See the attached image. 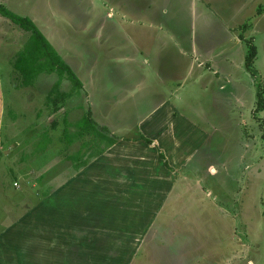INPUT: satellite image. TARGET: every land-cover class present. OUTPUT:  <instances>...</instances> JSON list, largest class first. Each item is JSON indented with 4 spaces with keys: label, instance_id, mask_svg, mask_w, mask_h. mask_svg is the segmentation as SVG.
<instances>
[{
    "label": "rangeland",
    "instance_id": "1",
    "mask_svg": "<svg viewBox=\"0 0 264 264\" xmlns=\"http://www.w3.org/2000/svg\"><path fill=\"white\" fill-rule=\"evenodd\" d=\"M131 1L0 0L15 13L32 18L50 42L59 33L60 46L56 41L54 47H58L81 80L85 74L91 75L83 90L87 94L79 105L87 113L92 109L98 112L90 96L102 83L99 97L122 105L118 110L126 112L120 119V112L115 109L119 120L110 121L112 126L121 127V122L124 128L120 131L138 139L133 146L124 147L129 154L118 163L109 161L111 177L104 178L103 174L101 184H82L83 178L75 179L59 191L75 199L73 205L69 203L68 211L76 231L66 233L71 232L74 240L88 239L99 245L81 252L72 249L76 258L73 264H264V0H245L240 6L234 5V0H208L204 8L212 7L213 12L205 8L211 15H196V19L191 17V4H186L189 12L174 32L173 40L168 39L172 33L165 36L159 24L148 18L147 21L132 15L138 20L133 24L130 17L124 18L121 34L132 37L134 31L139 43H149L147 50L153 46L154 52L137 57L119 54L116 60L114 50L125 46L124 39L117 38L115 41L119 42L114 45L103 35L109 31L106 27L110 22L129 11ZM224 12L236 13L235 19H221ZM165 24L166 29L172 28L169 19ZM84 28L97 39L83 38ZM237 34L244 37L241 44H235ZM28 37L0 16V81L6 100L3 125L9 130V124L16 121L19 129L15 131L16 143L11 141L16 138L14 131L2 134L4 144H14L6 153L9 156L3 152L0 159V186L4 184L11 192L8 197L20 203L27 198L34 202L38 191L32 186L36 185L34 179L22 183L19 189L13 187L15 182L18 186L24 176H43L41 186H37L43 193L49 192L50 186L42 188L48 175L66 173L72 167L66 155L75 154L84 142L91 146L85 149L87 153L96 155L102 142L91 135L77 140L65 153L62 126L50 138L41 132L51 121L47 119L44 124L38 119L41 111L42 117L47 118L46 94L17 88L12 83H17L18 76L11 61ZM152 37L166 41L164 50L162 43ZM253 44L258 55L251 72L244 60ZM131 47L132 44L130 52ZM180 48L195 52L180 54ZM223 49H228V54L217 60L215 55ZM235 50L241 58L234 54ZM195 58L202 64L201 69L193 63ZM201 61L210 62L213 68L219 66L229 75L232 63L233 81L244 85L229 84L221 71L218 78L209 69L210 64ZM131 66L136 68L135 73ZM100 75L101 79L94 80ZM55 80L56 76L41 77L36 82L37 90L49 91ZM70 86V81H64L61 89L67 91ZM153 108L158 109L151 114ZM166 114L169 117L163 118ZM103 117L94 121L100 130L105 127ZM141 129L152 139L144 141L146 144H137L143 140ZM172 132L175 141L165 144V133ZM106 133L116 137L108 128ZM48 147L42 157L35 156ZM163 153L166 158L161 157ZM168 166L180 172L175 174ZM30 185L34 192L29 190ZM73 188L75 192V188L79 189L77 193L81 192L84 198L70 193ZM66 205L62 207L64 212ZM59 234L66 236L65 232Z\"/></svg>",
    "mask_w": 264,
    "mask_h": 264
},
{
    "label": "crops",
    "instance_id": "2",
    "mask_svg": "<svg viewBox=\"0 0 264 264\" xmlns=\"http://www.w3.org/2000/svg\"><path fill=\"white\" fill-rule=\"evenodd\" d=\"M207 1L208 0H132L131 4L129 5V11H125L122 18H119L115 21L110 22L108 24L109 27L105 26L106 28L109 29V31L107 33H104L103 36L104 37L108 36V38H110L109 41L112 42V44H114V45L119 42V41H115L117 38L122 37L124 39L123 42H125V46H120V49H116L114 47L115 48L114 51L117 52V55H118L116 60L119 58V54L128 55L126 57H131V56L137 57L138 55H143L144 53L150 54V53L154 52L153 46H151L147 50V48L149 47V43L147 46L143 45L144 46V52L142 53V47L143 46L139 43V40L137 38V34L133 30H132L133 32H131L132 37H128L125 34H121L120 26L122 23H124V18L128 19V17H130L132 24H133V22L137 23L138 20L136 18H139V17L145 18L147 21L149 19L153 23L159 24L160 31L163 33H166L165 36H168V34L172 33L173 35L168 36V39L173 40V38L175 37L174 32L179 28L180 22L183 20V18L187 14V12H189L187 5L191 4V17H192V19H194V18L196 19V15H200L203 18H206L209 15H211V12L206 13L205 8H207V7L204 8V5L207 3ZM244 1L245 0H234V5L240 6L242 4V2H244ZM198 2H200V6L198 5ZM258 3L261 4L260 2H258ZM168 9H169V15H168ZM206 10H208V11L210 10L213 12L212 7L207 8ZM16 14H18V13H16ZM132 15H134V17H136V18H133ZM26 17H28V16H26ZM109 17L111 18L112 15L110 14ZM210 17H213V16H210ZM235 17H236V13H232V12L225 13L224 12V13H222L221 19H227L229 21H233L235 19ZM168 19L171 23H173V25H172V28L166 29L165 23ZM218 21H219V18H216L215 22H218ZM226 23H228L230 25H236V26H238L240 24V23H235V22H226ZM83 27H87V26H83ZM38 29L40 30L39 27H38ZM56 29L58 30V28H56ZM234 31H236V28H234ZM83 33H86V35H84L83 38L87 39V37H85V36H92L94 38V40L97 39L96 38L97 36L94 37L93 35H91L92 31L87 29V28H84ZM158 33L159 32H156V34H158ZM54 35H55V38L52 39L51 42L49 41V39L45 35L44 36L47 38V40L50 42V44L53 47H54L53 43L55 44L56 41H57L58 46H60V40L58 38V37H60L59 33L54 34ZM26 36L28 37L27 33H26ZM235 38H236L235 44H241V41H243L244 37L237 34V35H235ZM151 40L160 41L162 43V45L164 46L163 47V50H164L165 43H166V41L164 39L152 37ZM130 44H132V47H131L132 52L128 51V49L130 48ZM54 49L62 57L58 47H56V48L54 47ZM145 49L147 51H145ZM256 49H257V47H256ZM188 52H189V50H186L184 48L179 49L180 54L183 53L184 55H186V53H188ZM190 52L194 53L195 50L192 49V51H190ZM227 54H228V49H223V50H220L215 55V58L218 60L219 58H221ZM234 54L236 56L238 55L240 57V52H238L237 50L234 51ZM16 55L14 56V58L11 61L14 70H15V68L13 65V60L15 59ZM257 55H258V50H257ZM126 57H124L125 61H128V58H126ZM202 57H204V56H202ZM62 58L70 66V68L72 69V71L76 75V73H75L74 69L72 68V66L70 65V63H68L66 61V59H64V57H62ZM131 60H133V58ZM195 60L193 63L196 66L198 63V67L201 69L202 64H200V61L198 60V58H195ZM245 60H246V58H245ZM245 60H244V64H245ZM201 62H203V61H201ZM234 62H237V60H234ZM255 62H256V59L254 61V65H255ZM112 63H108V65H110ZM203 63H209L211 66V68H209V69H211L212 72L214 74H216V76H218L219 73H221V72L224 75L226 74L224 70L219 68V66H215V68H213L210 62H203ZM230 64H231V66L228 68H229V72L231 73V75H229L228 73L226 74L225 78H227V82L231 85L234 84L235 87L236 86L240 87L241 85H244V83H242V82H236V81L234 82L233 81V72L235 70V67H234V65H232V63H230ZM130 69H131L132 73H135L136 68L134 66H131ZM14 72L16 74L18 73L16 70ZM50 75H53V77L56 76V80L52 84L53 86L55 84H57L59 81H61L60 90L62 92H68L69 93L71 90H73V88H74L73 84H72V86L69 87V90H67V91H64L63 89H61L63 82L69 81V80L66 78H63L62 80H60V77H59L58 73H56V72H53L50 74H48V73L40 74L36 78L34 85L30 86V87H23L19 80H17V83H16L18 85H16L14 82H12V83L17 88H19V87L26 88V89L30 88V89H33L34 92H35V90H36V92L38 91L39 94H46V103H45V105H46L45 111L46 112L44 113V115H47V118L44 119L42 117L43 112L41 111V113L38 115V119H41V122L43 121L44 124L46 123V121H48L47 119L51 118V121L45 124L47 128L42 130L41 132L45 133L46 135H48V138H50V136H52L58 130V128L60 126H62V127H60L62 129V133H61L62 138H63L62 143L67 145V146H64L63 147L64 149H62V150H63V152L66 153L67 151H69L68 148L70 149V147L73 146L77 142V140L80 141L85 137L91 136L90 134H83L82 136H79L80 129L78 128V123L81 121V119L83 117L85 118V116H87V114H88L86 112V110L85 111L83 110L84 107L79 105V101L81 99L84 100L85 94H87L86 92L83 93V90L85 89L86 84H88V80L91 79V75L85 74L84 75L85 79H83V80H81L76 75L82 83V88L77 90V91L74 90L75 92L72 94V96H70L66 100V102L63 106H60L61 109L57 112H55L53 106L49 107L47 105L48 96H49V93H50L52 88L49 91H42L41 89L37 90V88H39V87H37V84H36L37 80L38 79L40 80L41 77H43V78L47 77L50 79L53 78V77H50ZM17 76H18V74H17ZM18 78H19V76L17 77V79ZM98 78L101 79L102 76L100 75L99 77H96V79H94V80H97ZM218 78H219V76H218ZM255 78H256V80H259L257 75L255 76ZM14 81L16 82V80H14ZM100 82H101V80H100ZM104 85H105V83H104ZM100 86L103 87V84L102 83L97 84V86L94 89L93 94L90 96L91 99H93V102L96 105V108H98V112H96L97 113L96 114L92 109L91 110L92 114H91V112H89V113L91 114L93 121H96V117H98V116L102 117L104 115L103 118L105 119V121H104L105 127L102 126V128H103L102 129L103 131H102V130L98 129L97 126H99V125L96 126L94 122H93L94 123L93 126L95 129L98 130L97 131L98 133H103L104 135L111 137L112 136L111 134L106 133L107 128H108L112 134L116 135V137L114 136V138H116V139L119 138V140H117V142L114 145H112L109 149L106 148V143L104 142V140H101L102 142L99 143L100 148L95 147V148H97L96 153H99V151H101L103 148H105L106 150L108 149V150L107 151L105 150L106 152L104 154L103 153L100 155L96 154L95 157L91 156L94 153H87L88 151L85 150V149H89L91 147L90 145L87 144V142H84L81 145L82 148L79 151H77L75 154L69 155V156L66 155L67 161L72 163V165H71L72 167L68 168V170L69 169H71V170H69V171L67 170L66 173H62V174L48 175V180H46V183L42 187V188H47V186H50V189L52 191L50 190L49 192L43 193L42 189L37 186V184L41 186V183L43 181V176L35 177V178H33V177L28 178V177L24 176V179L20 181V184H18V186H15L16 182L13 184V187L14 188L16 187L15 189H19L21 186H23L22 183H27V182L30 183V181H32L34 179L33 183H35L36 185H32V186H34V190L38 191V192H35V193H37V195L35 197L34 202H32V198L25 199L24 203H20L21 201H19L17 199L12 200L11 198L8 197L9 193H11L10 190H8L4 184L3 185L1 184V186H0V264H15V262H17L19 264H73L74 260L76 258L74 256V252L72 251V249L77 248V249H80V252H81V251H84L86 249L88 250L90 247H97V246L99 247V245H97V243H89L88 239H87V241H85V240H74L73 239L74 235H72L71 232H70V234L66 233V231H69V230H71L72 233H74V231H76L73 218H72V220H70L71 217L69 218V211H68L69 203L71 202V204L73 205V201L75 199L73 197H70V194H68V193L60 194L59 191L62 190L67 185H69L75 179L81 180L83 178V181H81L82 184L83 183L85 184L86 181H88V182L92 181L94 183L101 184L103 174H104V178L106 177V175L111 177V173L108 172V167H107L108 166L107 164L109 163V161L111 160L110 163H112L113 161L118 163V161L121 160V158H123L124 155L129 154V152H126L127 149H124V147L130 146V145L133 146L134 145L133 142L138 140L137 138H134V137H128V133L126 134V131H124V132L120 131V129L124 128V125L121 122L118 121L121 127L112 126L111 122L119 120L118 116H117V111H119L118 108L122 107V105H118L117 103H112L111 101H109L110 99L107 97L100 98L99 97ZM111 87H113V84L111 85ZM1 88H2V82L0 81V159H2V157H3V152L5 154L9 153L10 148L14 144V143L13 144H10V143L4 144L3 143V141L1 140L3 132H5L3 134V136H4L5 134L11 133L12 131H14L13 135L15 134L14 136L16 137V135L18 133H15V131H17V132L19 131L18 127H16L17 126L16 121H14L12 124H9L11 126L9 130H6L7 125H5V129H4L3 118L5 116V110H4L3 105L6 102H3V100L4 101H6V100L4 99L3 92L1 90ZM81 90H82V92H81ZM30 99H33V98L30 97ZM169 104H171V103L169 102ZM157 109L158 108H153L150 113L152 114V113H154V111L156 113ZM167 109H168V111H170V108L167 107ZM171 109H172V107H171ZM119 112H120V119L125 117L126 112L123 109ZM168 117H169V114H166L163 118H168ZM76 119H77V121H75ZM107 119H109V121H106ZM142 120H143V123H145L144 122L145 119H142ZM138 121H136V122L138 124H141ZM113 123H115V122H113ZM136 125H134V126H136ZM72 129H76V131L73 132ZM159 131H161V129ZM94 135L95 134L92 135L93 138H95ZM140 135L141 136L143 135L144 137L150 139L148 137L147 133L143 132V130L140 132ZM158 136L159 135H157L156 137H157L158 142H160ZM122 137H124V138H122ZM14 140H15V143L18 142L17 137L12 139L11 141L13 142ZM150 140H152V139H150ZM99 141H100V139H99ZM144 141L145 140L137 141L138 142L137 144H142V143L146 144V142H144ZM164 141H165V144L166 143H170V145L173 144V142L175 141L174 133L173 132L171 134L165 133V140ZM101 143L104 144L103 147L100 146ZM49 146H50V143H49ZM139 146H141V145H139ZM95 148H93V150ZM48 150H49V147L46 149H41L40 150L41 152L35 153V156H37V157L41 156L42 157L43 153H45ZM87 154H90V155H88L86 157ZM106 154L110 157H106ZM6 156H9V154H6ZM164 156H165V154H164ZM105 157L107 159H105ZM164 158H166V156ZM34 159H36V158H34ZM91 159H92V162H90ZM79 160H80V162H79ZM85 160H89L90 164L88 166L86 164L85 166H79V168H76V164H79ZM40 161L41 160H38V162H40ZM22 162L25 164L24 160ZM170 168L174 169L175 174L180 172L179 169H177V168L175 169V167H173V166H171ZM36 179L41 181L40 184H39V182H37ZM84 180H85V182H84ZM30 187H31V185L29 186V190H31ZM75 190H76V192L74 191V188H73V190L70 189L69 191H70V193L72 192V194H76L77 191H79V189L75 188ZM31 191L34 192L33 190H31ZM41 193H42V195H40ZM24 195L25 194H23V196ZM76 195H78V198H84L82 196L81 192L77 193ZM84 196H86V194ZM9 199H10V201H9ZM57 201H61V203L57 204ZM65 204H67L66 205V207H67L66 212L62 211V209H63L62 207H64ZM6 205H12L13 208H8ZM16 207L19 209L18 210L14 209ZM71 212L74 215L73 210ZM83 214L84 213H82L81 215L83 216ZM65 218H66V220H65L66 223L63 221ZM28 222H30V224ZM60 232L61 233L65 232L66 236L64 234H59ZM69 235L72 236V237L70 236V240H69ZM61 236H64V237L61 238ZM30 238H32V240H29Z\"/></svg>",
    "mask_w": 264,
    "mask_h": 264
},
{
    "label": "trees",
    "instance_id": "3",
    "mask_svg": "<svg viewBox=\"0 0 264 264\" xmlns=\"http://www.w3.org/2000/svg\"><path fill=\"white\" fill-rule=\"evenodd\" d=\"M0 16L8 19L14 26H17L21 31L29 35L27 42L18 52L15 59L13 60V65L15 70L18 72L19 80L23 87L33 86L36 78L42 73H58L60 80L63 78L68 79L74 86L73 90L68 92H62L60 90L61 81L55 84L48 96L49 107L53 106L55 112L61 109L60 106H63L66 100L72 96V94L82 88V83L79 78L74 74L70 66L63 60V58L57 53L54 47L50 44L44 34L36 27V24L33 20L26 16H21L14 13L5 5L0 4ZM257 57V49L254 45L249 46V51L246 56L245 64L246 68L252 72L254 67V61ZM75 90V91H74ZM93 119L91 114L88 113L85 118L83 117L78 123V128L80 129L79 136L83 134H95V138L98 140H104L106 143V148H110L114 145L119 138L110 137L104 135L103 133H98L97 129L94 128ZM141 139L145 141H150L148 138L141 136ZM88 144V143H87ZM107 149V150H108ZM106 149L103 148L99 151L98 155L104 154ZM97 155V156H98ZM92 157L95 155H91ZM161 157L164 158V155L161 154ZM92 160V159H91ZM90 160V162H91ZM80 162V160H79ZM88 160L82 161L79 164H76V168L79 166H87L90 164ZM86 166V167H87ZM169 167V166H168Z\"/></svg>",
    "mask_w": 264,
    "mask_h": 264
},
{
    "label": "water",
    "instance_id": "4",
    "mask_svg": "<svg viewBox=\"0 0 264 264\" xmlns=\"http://www.w3.org/2000/svg\"><path fill=\"white\" fill-rule=\"evenodd\" d=\"M214 170V169H213Z\"/></svg>",
    "mask_w": 264,
    "mask_h": 264
}]
</instances>
